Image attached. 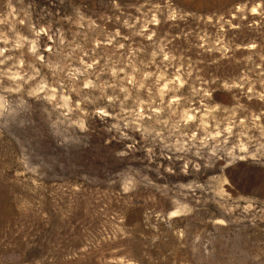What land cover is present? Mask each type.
<instances>
[{"label":"rangeland","instance_id":"rangeland-1","mask_svg":"<svg viewBox=\"0 0 264 264\" xmlns=\"http://www.w3.org/2000/svg\"><path fill=\"white\" fill-rule=\"evenodd\" d=\"M0 264H264V0H0Z\"/></svg>","mask_w":264,"mask_h":264}]
</instances>
